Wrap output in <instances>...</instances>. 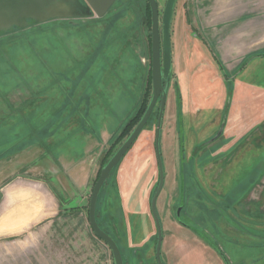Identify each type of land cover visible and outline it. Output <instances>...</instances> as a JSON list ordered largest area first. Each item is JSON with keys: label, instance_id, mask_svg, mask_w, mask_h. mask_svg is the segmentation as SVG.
<instances>
[{"label": "rangeland", "instance_id": "rangeland-1", "mask_svg": "<svg viewBox=\"0 0 264 264\" xmlns=\"http://www.w3.org/2000/svg\"><path fill=\"white\" fill-rule=\"evenodd\" d=\"M196 1L199 0L174 2L169 29L172 73L168 82L169 95L167 93L173 108L172 111L167 109L165 119L163 116L160 150L165 175L170 174L173 168L177 170L178 190L172 201V216L197 233L206 246L193 239L182 241V244L172 240L175 244L170 255L166 253L167 243L161 246L160 256L164 264H214V259L216 264L219 261L225 264L221 253L225 254L226 247L221 240L208 236L207 231L213 233L219 225L215 221L218 215H239L237 207L248 204L261 206L263 202L252 199L257 198L264 187V56H255L264 53V0H246L247 18L241 19H233L232 15L220 17V12L215 13L212 5L208 6L211 0H204L202 7L193 6ZM165 2L157 0L160 26ZM147 3L148 0H116L101 17L94 13L68 18L48 16L41 21L24 17L17 22L20 25L13 24L0 32V202L1 194L10 188L12 181L24 183L27 189L18 201L30 207L37 205L35 200H38L40 208L39 216L28 217L29 210L24 206V224L30 223L27 222L29 219L33 220L32 223L47 219L49 214L44 199L41 196L34 199L30 194L32 184L36 188L42 182L48 184L60 196L62 203L65 198L62 192L70 190V181L60 165L77 159L86 150L89 155L90 145L95 143L96 146L91 148H96L93 151L92 165L96 173L91 180L92 187L101 164L130 133L136 117L147 105L152 90L151 18ZM196 38L207 46V54L206 50L200 49ZM238 38L240 51H236ZM195 44L199 47L198 53L192 55ZM246 56L245 64L236 69L234 66ZM176 65L180 67V82H176ZM218 74L228 76V80L224 84L214 81ZM190 94L198 100L201 111L195 117L189 112L186 120L182 96L188 102ZM206 104H219L222 110L213 105L214 110L209 112L204 109ZM158 108L159 101L139 137L117 163L102 190L99 218L109 231L114 230L111 216L102 208L106 190L110 187L118 201L116 204L131 210L136 224L142 225L145 221L155 225L150 216L149 202L158 180L153 149ZM172 113L175 119L171 117ZM224 126L225 131H230L223 133ZM84 131L88 135L86 142L79 137ZM216 140L230 144L228 151L232 154L230 164L224 169L225 196H216V191H212L206 179L203 182L197 180L194 175L198 173L196 164L189 163L192 160L186 154L193 145L203 152L207 150L204 146ZM85 144L89 147L86 148ZM197 159L206 162L209 153H200ZM151 164L152 169L149 168ZM51 167L61 171L49 172ZM134 172L147 179L150 176L154 178L148 195L145 196L144 181L139 183L138 180L132 184L133 187L126 188ZM121 175L124 177H120L122 182L118 184ZM113 181L115 188L110 186ZM166 185L164 179L160 198ZM90 191L84 209L68 214L69 219L88 222ZM159 203L161 206L162 202ZM211 205L214 206L209 208ZM227 208L231 212H225ZM1 209L0 216H4L6 209ZM144 211L147 212V220L143 217ZM15 220V216L0 217V243L13 245L17 236L27 233L28 229L16 226ZM231 223L239 229L240 222L233 220ZM249 224L246 228L242 222L240 230L253 232ZM215 229L219 231L218 227ZM139 230L141 242L130 244L124 236L119 238L112 232L120 242L122 257L126 264H156L153 248L150 246L147 251L148 243L143 240L144 232L148 230ZM90 234L93 233L90 231ZM263 234L260 233L261 239H264ZM246 252L240 254L245 260L228 259L229 263H254L251 258L256 256L255 250ZM145 253L152 254V259H148Z\"/></svg>", "mask_w": 264, "mask_h": 264}, {"label": "crops", "instance_id": "crops-1", "mask_svg": "<svg viewBox=\"0 0 264 264\" xmlns=\"http://www.w3.org/2000/svg\"><path fill=\"white\" fill-rule=\"evenodd\" d=\"M195 4L193 6H204L205 2L204 0H199L194 2ZM248 2L246 0H211L208 1V6H211L212 10L215 11V13L220 12L218 15L226 16L229 15L233 19H241V18H247L248 10H247V4ZM193 12L195 13L194 9L192 8ZM243 11V12H242ZM242 12V14H240ZM193 13V17H194ZM214 13V14H215ZM243 13L246 14L243 16ZM192 17V19H193ZM220 23V22H217ZM216 24V23H215ZM237 35L240 36V33ZM197 42H200L199 38H196ZM240 39L236 40L237 46L236 51H240ZM200 49L207 51V46L202 44V42L199 43ZM197 44L194 45V53L192 55H197ZM202 51V50H201ZM190 52L188 50V59L190 60ZM210 57L209 55H207ZM211 58V57H210ZM246 57H241L240 61L235 68L240 66L242 64L243 59ZM212 62V61H211ZM207 63V62H206ZM176 74H177V81L180 82V70L179 66L176 65ZM236 68V69H237ZM222 76L218 74L216 78H214V81H218L220 83H225L226 79L225 76ZM236 79V78H235ZM210 82V81H209ZM202 89V87L200 88ZM195 89V91H197ZM169 95V91H167ZM193 94V93H192ZM188 97L187 99L182 96L183 101V116L184 119L187 120V115H190L189 112H191V116L195 117L199 114L201 111L200 106L198 105V100L195 96ZM167 95V96H168ZM186 103H188V108L186 107ZM169 96L167 100V104L165 106V113H164V119L166 116L167 109L171 108L172 104H169ZM207 111H212L214 108L217 110L222 108L221 105L217 104H206ZM215 105V107L213 106ZM170 106V107H169ZM212 106L214 108H212ZM220 107V108H219ZM187 108V109H186ZM225 112V110L223 111ZM262 119L264 118V111H262ZM174 113V111H173ZM171 115V117H174V115ZM173 119V121H174ZM261 119V118H260ZM264 121V120H263ZM163 123V122H162ZM221 124V123H219ZM224 125V124H223ZM226 126V125H225ZM224 126L223 133L229 132L225 131L226 127ZM164 128V123L162 124V131ZM241 130V129H240ZM247 130V127L246 129ZM242 132V131H240ZM53 137V136H52ZM80 139L85 140V142L88 140V135L85 133H80ZM51 139V138H49ZM48 139V140H49ZM55 137L52 138L54 140ZM209 142V141H208ZM95 143H92L91 148L95 147ZM229 145L224 140L222 141H211L207 144L206 148L207 150H204L203 152L201 150H198V148L193 145L192 150L187 154V157L191 164H196V168L198 170V173L194 174L200 182H203L205 179L207 182H209V187L212 189V191H216V196H225V193H227V190L224 186H226L225 177L226 174H224V169L230 164L232 159V154H229ZM85 147L88 148L89 145L85 144ZM90 148V153L88 155L87 150L86 152H83L84 154H80L77 159H72L70 162H64L60 165L62 167L65 176L67 177V180L70 182V190L62 192L64 195V200H60V196L56 193H54V190L49 186L48 184H45L42 182V184L38 185L39 187L36 188L34 184H32L30 188V194L33 196L34 199L39 198L41 196L44 201L47 203V212H49L47 219L40 220L38 222L27 221L30 223L24 224V217H25V211L24 209L29 210L28 217H36L39 216L40 208L39 201L35 200L37 202L33 205L27 206L24 205L22 202L18 201V197L22 194V192L27 189V187L24 186V183L19 182L18 180L12 181L10 188L3 191V194H1V202L3 210H5L7 207L9 208L10 205L14 204L13 207L5 210V215L0 216L1 218L7 219V217H16L15 223L16 226H20L21 229L27 228L28 230L26 234H21V236H17L14 244L8 246L6 243H0V264H114L113 258H111L112 254L110 251L107 252L108 247L104 245V242L97 237L91 230V226L89 221L78 220L75 221L73 219H69L67 216L70 215L73 211L83 210L87 196L89 194L88 191L91 190V180L94 178V174L96 173L94 166V159L93 155L95 149ZM197 149V150H196ZM186 152V151H185ZM204 152L209 153V159L206 160V162H201L199 159L196 160V158H199L200 153L204 154ZM96 153V152H95ZM88 155V156H87ZM198 155V156H197ZM156 163V162H155ZM157 164V163H156ZM152 169L149 165V168ZM146 168V167H145ZM145 168L143 170V173L145 172ZM148 168V166H147ZM146 168V169H147ZM158 168V167H157ZM49 172H60V168H49ZM138 170V169H137ZM148 170V169H147ZM146 170V171H147ZM154 170V167H153ZM204 172V174H202ZM134 172V176H132V180L130 179L129 182L126 183V188H130L132 184H135L138 180L139 183L144 181L146 186L145 196L149 194V189H151L150 185L152 184L153 177H149L148 179L144 177L143 175L138 176L139 173ZM141 173V174H143ZM177 170L172 169L170 174L165 175V183H167L164 194L161 196H158L156 203V208L158 210V213L160 216L162 229H163V240L162 246L167 243V251L170 255V252L173 249V245L176 243L182 244V241H187L193 239V241L200 242L202 244L203 241L199 240L200 236L193 232L191 229L187 228L185 225H181L179 221L173 218V202L174 196L176 191L178 190V184H177ZM167 176V177H166ZM123 178L122 175L118 178ZM169 177V178H168ZM118 180V184L122 182V180ZM146 178V179H145ZM168 178V180H167ZM146 180V181H145ZM167 180V181H166ZM115 181V180H114ZM114 181L111 183L110 186L113 185ZM120 181V182H119ZM138 183V182H137ZM115 184V183H114ZM33 186L35 188H33ZM115 188L114 186H112ZM133 187V186H132ZM112 188L110 187L108 190H106L107 194L105 195V198H103V208L102 211L109 212L110 218H111V227L114 229L113 231L115 234H117V237L124 236L125 239H127L130 243H139L141 242V238L139 239V229H147L148 232H144V241H147V251L153 248L154 252L152 254L146 255L148 259H152V256L155 255V243L156 242V226L153 225L150 222L145 223L142 222V225H138L135 223V220L131 214V210L129 211L125 206L117 205L118 201L116 202L115 196L112 193ZM68 192V193H66ZM48 194V195H47ZM15 195V196H14ZM160 195V194H159ZM22 196V195H21ZM49 196V197H48ZM59 196V197H58ZM251 199V198H249ZM162 202V205L160 206V201ZM255 201L262 200V204L260 205H246L244 207H237L240 210L238 212L239 215H235L232 213L224 214L223 216L218 215V217L215 218V221L218 222V229L214 228L213 233L211 231H206L208 233V236H211L212 238L216 239L217 241H220L223 243V247L226 251L225 257L227 259H233L236 261H242L244 258L242 257V253L247 254V250H255V257L251 258L253 259L254 263L252 264H264V239H261L260 233H264V187L260 189V192L257 195V198L252 199ZM75 201V202H74ZM73 203L72 205H68L70 203ZM25 206V208H24ZM74 206V207H73ZM214 205L209 206V208H212ZM5 209H4V208ZM1 209V211H2ZM74 209V210H73ZM216 211V207L213 208ZM34 213V215H30V213ZM225 212H231L230 208L225 209ZM224 212V213H225ZM7 213L9 215H7ZM82 214V212H81ZM80 215V214H79ZM147 212L144 211L143 217L145 220H147ZM151 216V215H150ZM71 217V216H69ZM153 219V217H152ZM144 220V219H143ZM154 220V219H153ZM165 222H164V221ZM240 222L239 229L236 228V226H232L231 221ZM254 220V221H253ZM21 221V222H18ZM245 223L243 225L244 227L248 228V224L252 226V231L255 232H247L242 231L241 225L242 222ZM164 222V224H163ZM155 223V222H154ZM143 227V228H142ZM90 231L93 234H90ZM25 232V231H24ZM123 234V235H122ZM264 235V234H263ZM256 236V237H254ZM249 237H254L249 238ZM138 238V240H137ZM182 240H180V239ZM249 238V239H248ZM137 240V242H136ZM142 240V241H143ZM172 240H175L176 242H172ZM180 242H179V241ZM184 243V242H183ZM219 243V242H218ZM205 245V244H204ZM206 246V245H205ZM199 247V246H198ZM107 248V249H106ZM204 249V248H203ZM228 249V250H227ZM233 249L235 251L233 252ZM146 251V252H147ZM172 254V253H171ZM234 254V256H232ZM152 255V256H151ZM247 256V255H246ZM155 258V256H154ZM217 258V257H216ZM156 260V259H155ZM219 261V259H217ZM245 260V259H244ZM168 264V263H167ZM214 264H216V260L214 259ZM219 264L220 261H219Z\"/></svg>", "mask_w": 264, "mask_h": 264}, {"label": "water", "instance_id": "water-1", "mask_svg": "<svg viewBox=\"0 0 264 264\" xmlns=\"http://www.w3.org/2000/svg\"><path fill=\"white\" fill-rule=\"evenodd\" d=\"M57 1L58 4L47 12L46 16L40 17L46 7L50 6L53 2ZM116 0H0V29L3 27L9 28L12 24H17L19 18L31 17L34 21H41L48 16H66L67 18L72 16H90L93 13L101 17L103 16L114 4ZM176 0H166L161 17V26L159 22V7L157 0H148L150 7L151 18V84L152 90L150 99L143 110V114L138 120V123L133 127L130 133L125 137L122 143L113 150L112 155L102 164L97 178L94 181L90 198L88 202V221L92 228V232L105 242L110 248L111 258H113L114 264H126L125 259L121 252L116 240L104 229L101 228L96 219V207L97 201L103 186L110 177L111 173L117 166V163L121 161L127 149L135 142L139 137L140 132L146 125L152 109H154L156 103L159 101V108L155 135H154V150L156 156V163L158 167V180L156 188L150 199V211L153 216L156 226V242L155 243V259L156 264H164L161 254V246L163 239L162 225L159 216L157 215L156 201L161 192V188L164 185L165 172L160 148V135L162 131V123L164 116V108L167 100V91L169 83V76L172 73V59L171 55V36L170 27L171 20L174 13V6ZM45 12V11H44ZM6 28V29H7ZM6 29H1L2 31ZM179 212V211H178ZM177 212V213H178Z\"/></svg>", "mask_w": 264, "mask_h": 264}, {"label": "trees", "instance_id": "trees-1", "mask_svg": "<svg viewBox=\"0 0 264 264\" xmlns=\"http://www.w3.org/2000/svg\"><path fill=\"white\" fill-rule=\"evenodd\" d=\"M147 5H148V3H147ZM149 13H150V7H149ZM255 56H264V53H263V52H262V53H257ZM247 58H248V56H246V58L243 59L242 64H241L240 66H242V65L245 64ZM237 69H238V68H237ZM170 76H171V74H170ZM170 76H169V80H168V82L170 81ZM226 77H228V76H225V78H226ZM226 79H227V78H226ZM168 82H167V83H168ZM174 83H175V82H174ZM145 108H146V106H144V109H145ZM144 109H142V110H141L142 113L139 114V115L136 117V119H135L136 123H138V120H139L140 117L142 116V114H143V112H144V111H143ZM134 126H135V123H134ZM111 155H112V154H111ZM111 155H110V156H111ZM110 156H109V157H110ZM109 157H108V158H109ZM108 158H107V159H108ZM107 159H106V160H107ZM106 160H105V162H106ZM105 162H104V163H105ZM104 163H103V164H104ZM101 165H102V164H101ZM108 179H109V178H108ZM107 181H108V180H107ZM156 184H157V183H156ZM104 186H105V185H104ZM104 186H103L102 190L104 189ZM102 190L100 191V194H99V197H98V201H97V204H96V205H97V207H96V216H97L96 219H97V222L99 223V225L101 226V228L104 229V231H106L107 233H109V234H110V235L116 240V243H117V244L119 245V247H120V244H119L120 242L118 241V239H117V238L114 236V234L112 233L113 231H109V229H107L106 226H104V225L102 224V221H101L100 218H99V217H100V211H101V208H100V205H99V204H100V202H101L100 198H102ZM153 192H154V191H153ZM152 194H153V193H152ZM120 249H121V247H120ZM221 255H222V257H223V260H224L225 264H230L229 261H228V259L225 257V255L222 254V253H221Z\"/></svg>", "mask_w": 264, "mask_h": 264}, {"label": "bare ground", "instance_id": "bare-ground-1", "mask_svg": "<svg viewBox=\"0 0 264 264\" xmlns=\"http://www.w3.org/2000/svg\"><path fill=\"white\" fill-rule=\"evenodd\" d=\"M58 4V2L57 1H55V2H53L50 6H48V7H46L44 10H42L43 12L41 13V16L40 17H43V16H46L47 15V12H50L51 11V9H53L56 5ZM45 11V12H44ZM20 19V18H19ZM19 19H18V21H19ZM17 21V22H18ZM13 25V24H12ZM12 25L10 26V27H12ZM7 27H3V28H1V29H6ZM0 29V32L2 31ZM9 28H7L6 30H8Z\"/></svg>", "mask_w": 264, "mask_h": 264}, {"label": "flooded vegetation", "instance_id": "flooded-vegetation-1", "mask_svg": "<svg viewBox=\"0 0 264 264\" xmlns=\"http://www.w3.org/2000/svg\"><path fill=\"white\" fill-rule=\"evenodd\" d=\"M163 12V11H162ZM160 16H162V13H161V15ZM151 212V211H150ZM152 215V214H151ZM153 217V216H152Z\"/></svg>", "mask_w": 264, "mask_h": 264}]
</instances>
